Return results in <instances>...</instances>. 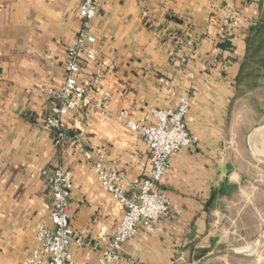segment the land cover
Listing matches in <instances>:
<instances>
[{
	"label": "crops",
	"instance_id": "crops-1",
	"mask_svg": "<svg viewBox=\"0 0 264 264\" xmlns=\"http://www.w3.org/2000/svg\"><path fill=\"white\" fill-rule=\"evenodd\" d=\"M81 1L0 0V264H22L36 245L32 228L50 225L51 192L41 170L58 164L74 180L69 225L92 243L72 245V257L98 264L124 209L102 189L94 163L116 170L128 195L150 168L145 143L115 114L154 123L151 109L175 108L185 94L194 142L170 156L161 180L169 213L152 230L140 224L112 264H231L248 256L264 262L262 235L245 238L240 212L230 215L257 208L240 155L257 146L264 123L242 133V122L230 116L242 95V67L256 50L259 60L251 63L263 66L250 81L264 78V0H97L89 22L95 42L81 56L78 81L94 100L108 92L112 114H64L68 139L57 148L43 124L52 103L47 91L63 81ZM232 241L249 242L248 251Z\"/></svg>",
	"mask_w": 264,
	"mask_h": 264
},
{
	"label": "built area",
	"instance_id": "built-area-1",
	"mask_svg": "<svg viewBox=\"0 0 264 264\" xmlns=\"http://www.w3.org/2000/svg\"><path fill=\"white\" fill-rule=\"evenodd\" d=\"M97 9V0L81 1L77 10L81 26L66 50L63 81L58 88L47 91L52 103L43 124L53 132V144L57 148L68 139L62 123L64 114L80 109L97 110L103 116L112 114L108 108V92H104L99 100H94L88 88L78 81L81 56L95 42L89 22ZM189 104L190 96L185 94L179 97L175 108H153L151 115L155 122L147 124L132 119L124 110L115 114L120 123L145 143L150 152V168L142 179L132 184L133 192L128 195L116 170L107 169L100 161L94 163L102 189L124 209L113 237L101 250L98 264H112L121 258L122 243L135 236L140 224L152 230L156 220L169 213L170 198L160 184L169 170L170 156L194 142L186 126ZM41 176L51 192L50 225L41 222L32 228L36 245L22 259V264H86L76 262L71 253L72 245L92 244L75 235L69 225V197L74 185L72 171L58 164L42 169Z\"/></svg>",
	"mask_w": 264,
	"mask_h": 264
},
{
	"label": "rangeland",
	"instance_id": "rangeland-1",
	"mask_svg": "<svg viewBox=\"0 0 264 264\" xmlns=\"http://www.w3.org/2000/svg\"><path fill=\"white\" fill-rule=\"evenodd\" d=\"M241 97L240 101H237L231 107V119L236 122H242L240 132H245L248 127H252L255 124L259 126L264 123V115L260 116V112L264 110V78H260L257 81H245L241 85ZM245 92V93H244ZM244 93V94H243ZM261 117V118H260ZM258 135L254 138V143L257 146H250V153L246 154L242 152L240 155V164L243 169L249 174V179L252 182L250 189L255 187L257 190L254 194V202L257 208H246L244 210H230V215L238 214L244 230L242 235L245 238L255 239L262 235L261 240H264V128L257 130ZM259 143V144H258ZM250 155L257 159L258 163L262 165H256L250 158ZM249 242L232 241L231 245L238 247V250H243L244 245ZM258 242H256L257 244ZM260 243V242H259ZM256 244L253 246L255 247ZM251 246L250 248H254ZM248 251V250H247ZM231 264H264V262H257L254 256H248L244 258L233 257L231 258ZM221 259H214L209 264H222Z\"/></svg>",
	"mask_w": 264,
	"mask_h": 264
},
{
	"label": "trees",
	"instance_id": "trees-1",
	"mask_svg": "<svg viewBox=\"0 0 264 264\" xmlns=\"http://www.w3.org/2000/svg\"><path fill=\"white\" fill-rule=\"evenodd\" d=\"M260 51V50H259ZM256 50L255 54L253 55L252 53L249 55L248 60L250 61L244 67H242V72H241V83L245 81H250L252 77H255L257 75V71L260 69V67L263 66V64H256V63H251L254 62L255 60H259V52ZM257 53V54H256Z\"/></svg>",
	"mask_w": 264,
	"mask_h": 264
},
{
	"label": "bare ground",
	"instance_id": "bare-ground-1",
	"mask_svg": "<svg viewBox=\"0 0 264 264\" xmlns=\"http://www.w3.org/2000/svg\"><path fill=\"white\" fill-rule=\"evenodd\" d=\"M249 246V245H248ZM249 248H245L244 250H248Z\"/></svg>",
	"mask_w": 264,
	"mask_h": 264
}]
</instances>
